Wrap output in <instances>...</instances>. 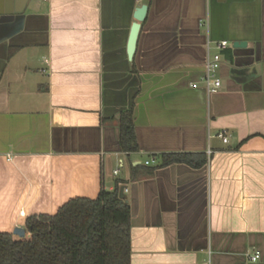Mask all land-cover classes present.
I'll return each instance as SVG.
<instances>
[{
  "label": "crops",
  "instance_id": "obj_1",
  "mask_svg": "<svg viewBox=\"0 0 264 264\" xmlns=\"http://www.w3.org/2000/svg\"><path fill=\"white\" fill-rule=\"evenodd\" d=\"M235 39L259 45L248 73ZM207 40L228 43L209 96ZM170 152L205 162L160 166ZM115 188L129 264H264V0H0V231Z\"/></svg>",
  "mask_w": 264,
  "mask_h": 264
},
{
  "label": "trees",
  "instance_id": "obj_2",
  "mask_svg": "<svg viewBox=\"0 0 264 264\" xmlns=\"http://www.w3.org/2000/svg\"><path fill=\"white\" fill-rule=\"evenodd\" d=\"M123 151L137 149L131 111L118 118ZM160 166L186 163L200 166L201 153L161 154ZM151 171V169H150ZM27 235L0 232V264H129L130 209L118 189H101L94 199L74 197L54 214L29 215Z\"/></svg>",
  "mask_w": 264,
  "mask_h": 264
},
{
  "label": "water",
  "instance_id": "obj_3",
  "mask_svg": "<svg viewBox=\"0 0 264 264\" xmlns=\"http://www.w3.org/2000/svg\"><path fill=\"white\" fill-rule=\"evenodd\" d=\"M147 5L141 4L136 7L133 13V17L135 22L131 25L128 44H127V55L131 57L134 47L135 40L137 37V32L140 26V21L144 18L146 13ZM231 48L233 49L234 55V67L242 68L244 73H248L250 70H254L253 62L258 59V51L259 45L255 43L253 46H248L246 40L235 39L231 42ZM119 196L124 197L123 188L119 190ZM56 213V212H55ZM5 232V231H0ZM7 232V231H6ZM9 233H13L19 237H23L25 235V228L23 226H14L12 231Z\"/></svg>",
  "mask_w": 264,
  "mask_h": 264
},
{
  "label": "built area",
  "instance_id": "obj_4",
  "mask_svg": "<svg viewBox=\"0 0 264 264\" xmlns=\"http://www.w3.org/2000/svg\"><path fill=\"white\" fill-rule=\"evenodd\" d=\"M211 40H207L206 43V54L204 59V72H203V86L206 92V95L209 96L217 92L222 85L221 79L217 74L218 68L220 66V61L222 60L221 51L228 45L226 40L213 41L214 51H210L209 43ZM218 136L223 142L228 141V134L226 130H221L218 132ZM153 163V158L145 161V164ZM117 172V169L114 170V173ZM246 256L250 260H256L260 257L259 252L252 248L246 252Z\"/></svg>",
  "mask_w": 264,
  "mask_h": 264
},
{
  "label": "rangeland",
  "instance_id": "obj_5",
  "mask_svg": "<svg viewBox=\"0 0 264 264\" xmlns=\"http://www.w3.org/2000/svg\"><path fill=\"white\" fill-rule=\"evenodd\" d=\"M27 235V234H26Z\"/></svg>",
  "mask_w": 264,
  "mask_h": 264
}]
</instances>
